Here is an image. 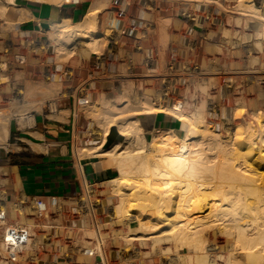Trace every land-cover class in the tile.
Listing matches in <instances>:
<instances>
[{"label": "rangeland", "instance_id": "obj_1", "mask_svg": "<svg viewBox=\"0 0 264 264\" xmlns=\"http://www.w3.org/2000/svg\"><path fill=\"white\" fill-rule=\"evenodd\" d=\"M116 1L121 2L116 5ZM150 1L159 3L166 13L172 8L176 12L175 16L162 15L156 10L152 11V4L149 3L144 7L150 15L143 13L141 17L149 23L143 41L142 58L150 57L153 50L162 77H145L142 74L143 68L138 63L141 55L136 54L134 55L137 62L136 77L130 76L126 59L131 49L128 42L123 39L119 41L118 46H114L117 52L115 73L123 78L108 75V79L98 80V76L94 79L91 77L92 73L99 72L95 64V55L101 59L107 55L111 49L108 46L110 40L107 41L102 52H96L91 56L82 51L83 41H76L73 56L67 55L58 51L55 42H53L55 49L48 48V34L51 33L49 27L40 34L35 33V37L42 38L41 44H37L35 52L29 54L28 64L23 68V71L28 72L24 84L27 82L35 88L32 98L23 100L24 96L19 94L23 80L18 76L22 69L14 70L10 73L9 82L0 90V110L9 109L16 112L15 117H21L39 110L44 103L51 100L74 96L76 100L81 99L84 105L89 99L87 105L79 106L77 110L75 150L82 160L95 161L98 165L100 163L97 159L102 152L93 149V153L86 151L80 154V150L96 147L98 134L102 135L107 129L109 134L112 131L113 135L118 133L120 135L121 129H124L129 137L108 143L104 147L105 151L116 146L112 150L114 156L128 157L136 154L148 156L147 146L160 132L155 133L153 139L146 142L138 118L141 121L142 115L157 113L159 110L156 108L170 112L168 115L177 119L180 113L185 119L184 122L189 124V126L185 124L180 132H171L179 139L176 143L180 145L173 151L174 155L192 141L211 140L215 133L220 135V138L217 137L219 140L227 139L236 130L244 134L240 138H244L246 134L250 136L254 132L258 133L257 130L261 127L259 123L264 124V41L259 39L264 24L258 20L241 17L238 12L235 13L236 11L226 13L218 8V5L184 0ZM68 2H85L89 9L101 10L98 25L101 27V32L109 39L113 35L111 24L115 18V11L126 9L127 5V0H67ZM229 6H234V3H230ZM183 13L191 14L195 19L190 21L187 17L177 16ZM26 28L29 27H23ZM39 47L43 49L40 51ZM171 48L179 55L177 71L170 69L168 64ZM107 67L110 70V66ZM10 82H13V85L10 86ZM39 88L47 91L53 89V92L50 90L49 93L53 96L50 98V95L45 99L46 101H43L41 96L35 97ZM4 89H8V93L1 95ZM178 101L184 103L181 112L173 108ZM149 109L151 110L148 111ZM120 153L123 154L117 155ZM97 155L99 156L96 159ZM249 159L258 172H264V156L252 153ZM114 169L118 172L116 177L93 185L77 199L61 201L42 199L20 195L17 192L14 198L6 203L9 224L13 226L24 218L25 223L23 219L21 223L34 225V239L28 253L31 260H37L34 264H194L196 262L193 247H181L174 240L173 236L177 235V228L174 229L172 224L160 229L157 234L162 230L173 229L174 235L172 233L154 241H143L144 243L136 240L131 242L132 247L128 246V239L133 237L131 234L139 232L137 229L139 223L131 217L130 211H125L121 215L116 213L118 195L112 181L120 177V171L116 167ZM1 172L10 174L8 169H0ZM160 177L162 176L155 175L153 178L157 181ZM166 178L170 179V187H184L185 183L180 182L186 180L184 177L178 179L175 173H171ZM0 180L2 185L11 184L10 180L6 181L3 177ZM166 180L162 177L157 181L158 183L149 181L148 187L132 185L131 189L125 190V193L152 191L162 195L168 187ZM176 193L170 191L168 194L173 196L168 198V201L157 203V207L161 208L155 209L158 215L167 212L169 215L177 216L176 212H173V204L177 201ZM1 198L6 199L5 192H0ZM60 207L65 209L63 215L58 214ZM75 207L80 208V215L73 214ZM89 248L95 253L92 257L83 255V251ZM221 255L219 260H215L218 264L233 262L229 253L224 252ZM128 256L133 259L129 261ZM210 257L214 259L211 254Z\"/></svg>", "mask_w": 264, "mask_h": 264}, {"label": "bare ground", "instance_id": "obj_2", "mask_svg": "<svg viewBox=\"0 0 264 264\" xmlns=\"http://www.w3.org/2000/svg\"><path fill=\"white\" fill-rule=\"evenodd\" d=\"M35 1L56 5L67 3V0ZM184 1L218 5V8L226 13L236 11L235 13L238 12L244 17L259 20L264 24V20L260 16V8L253 3V0ZM230 3H234V6H229ZM9 10L10 6L7 1L0 0V18L5 19L10 26L19 24L9 19ZM100 15L101 10L91 8L85 14L81 24L74 25L64 22L51 25V33L48 34V48L55 49L54 45L57 43L58 51L73 56L75 42L83 41L82 51L86 52V55L91 56L96 52H102L110 39L100 30L101 27L98 25ZM22 34H27V31ZM260 35L259 39L264 41V28ZM53 42H55L54 45ZM39 48L40 51L43 49ZM37 51L39 52V50ZM26 66L20 68L22 71H19V76L16 74L23 80V84L19 88L20 93L18 92L24 96L23 100L32 98L35 92L34 86L27 82L24 84L28 73L23 71ZM10 78V72H7L3 75L2 82L7 83ZM12 83L10 82L9 85H13ZM7 90L4 89L1 95H6ZM50 90L39 88L35 97L39 96L40 98L41 96L43 101L50 95L51 98L53 95L49 93L53 89ZM80 104L81 106L87 105L88 101L84 105L80 101ZM156 109L159 110L157 113H170L162 108ZM15 113L9 109L0 110V145H8L9 126L11 120L16 116ZM178 119L182 123L185 121L180 113ZM262 124L263 122L259 123V127H261L257 130L261 133L254 132L250 136L246 134L244 138H240L244 134L236 130L227 139L221 140H219L220 135L215 133L216 136H210L212 139L209 141L196 140L184 145L182 150L175 155L173 151L180 146L176 143L179 139L171 132L164 130L148 144L149 153L146 157L140 154L128 157L114 156L115 153L113 154L111 150L100 154L98 160L101 161L103 168L116 167L120 171V177L112 181L118 195L115 205L116 213L121 215L125 211H130L131 217L139 223L137 227L139 232L131 234L133 237L128 239V246H131V242L136 240L154 241L170 236L172 233L174 235L173 229L162 230L160 234H157L160 229L172 224L174 229L177 228V235L173 237L178 245L181 247L190 246L195 250L196 262L194 264H218L216 261L222 257L221 254L224 252L229 253L233 264H264V174H261L264 172H258L249 159V155L252 153L264 156V124ZM108 135L109 129L102 135L98 134L94 149H102ZM120 136L126 139L129 137L124 129H121ZM205 145L206 147H204ZM8 149L15 150L16 148ZM171 173H175L179 177L178 179L182 177L186 179L180 181L185 183L184 187H170V179L166 177ZM155 175L167 179L166 185L169 188L165 186L162 195L152 191L125 193V190L131 189L132 185L148 187L150 186L149 181L156 183L162 179L160 177L156 181L153 178ZM170 191L171 193L177 192V201L173 204V212H176L177 216L169 215L167 212L158 215L155 212V209L159 208L157 203L166 202L168 198H171L173 194H168ZM198 210L203 212H198ZM22 219L25 223L26 220ZM22 219L16 224L22 225ZM151 234L157 235L151 236ZM208 253L214 258L213 260L210 259V254L209 257L207 256ZM83 255L91 256L94 253L89 248L83 251ZM132 259L128 256L129 261Z\"/></svg>", "mask_w": 264, "mask_h": 264}, {"label": "crops", "instance_id": "obj_3", "mask_svg": "<svg viewBox=\"0 0 264 264\" xmlns=\"http://www.w3.org/2000/svg\"><path fill=\"white\" fill-rule=\"evenodd\" d=\"M6 1L10 6L9 19L21 24L22 28L29 27L24 30L36 33L59 23H80L89 10L85 2L56 5L35 0ZM253 1L260 8V16L264 20V0ZM149 3L152 4V11L156 10L162 15H176L174 8L168 9L166 13L159 3L150 0H127L124 10L128 16L141 18L143 13L150 15L144 7ZM110 41H117V36L111 35ZM75 103L74 96L51 100L44 103L39 110L11 120L8 145H0V169L10 171L7 176L11 184H6V188L11 199L19 192L20 195L25 194L28 197L73 200L79 198L86 184L104 183L117 176L115 167L102 168V163L97 158L103 152L107 153L108 150L105 151L104 147L108 143H115L123 137L119 133L113 135L110 131L102 149L99 150L102 153L96 156L100 165L98 162L84 161L79 158L75 150ZM160 113L142 115L141 121L138 118L143 130V139L146 142L149 139L152 140L154 134L162 130L177 133L185 124L189 126L188 123H182L175 117ZM13 147L16 149H8ZM115 147L110 150L112 151ZM93 149V147L81 148L80 154L86 151L93 153ZM2 173L4 172L0 175Z\"/></svg>", "mask_w": 264, "mask_h": 264}, {"label": "built area", "instance_id": "obj_4", "mask_svg": "<svg viewBox=\"0 0 264 264\" xmlns=\"http://www.w3.org/2000/svg\"><path fill=\"white\" fill-rule=\"evenodd\" d=\"M121 2V1H120ZM119 1H116V5L120 4ZM152 8V7H151ZM114 20L111 24V31L115 36H117V41L108 42V46L111 47L107 55H104L102 59L95 55L96 58V68L99 72L92 73L91 77L98 80L108 79L109 76H114L115 78H123V76L115 73L117 71V61L116 55L117 53L114 50V46H118L119 41L125 39L130 45L131 51H128L126 63L128 65V73L130 76L136 77L135 71L137 70V62L135 61V54L141 55V59L138 61L140 63L142 70V74L148 78H156L162 77L159 73V69L156 65L155 53L152 50L150 57H144L143 55V41L145 36L147 35V29L149 28V23L144 21L142 18H133L128 16L125 10L117 9L114 13ZM180 16L186 18L188 20H193L194 16L191 14L183 13ZM192 17V18H191ZM24 30L21 24H14L10 26L5 19L0 18V90L5 87L6 83H3V75L7 72L12 73L14 70H18L21 67L28 64L29 54L34 53L36 50L37 44H41L42 38L36 36L34 31L29 32L27 35L22 34ZM42 31L37 32L40 34ZM141 35V36H139ZM168 64L170 69L177 71L179 68V55L176 50L172 49L169 51V60ZM100 66H103L100 67ZM107 66H110V70H108ZM167 95V94H166ZM87 99V97L85 98ZM87 101H90L87 99ZM81 106L80 99L76 100L75 103V123H76V114L77 110ZM178 112L183 110L184 103L182 101L176 102L173 106ZM4 178L8 181L9 177L7 174H2L0 178ZM93 185L86 184L84 191L79 196V198L85 193V190L92 188ZM3 189L4 191H1ZM8 188L6 185L1 184L0 180V192H5L6 199H0V264H34L37 260H31L28 257V253L30 251L32 241L34 239L33 236V228L34 225L27 224H9L8 222V209L6 203L11 201L8 194ZM80 208L75 207L73 209L74 215H80ZM65 209L63 207L59 208L58 214H64ZM19 216V215H18ZM20 217V216H19ZM31 221V220H29ZM32 222V221H31ZM95 254V253H94ZM89 256V255H88ZM94 255H91L92 257ZM28 257V258H27ZM37 258V257H36Z\"/></svg>", "mask_w": 264, "mask_h": 264}]
</instances>
